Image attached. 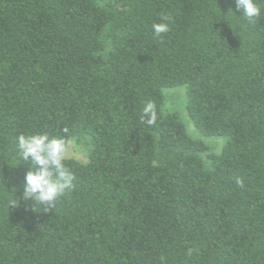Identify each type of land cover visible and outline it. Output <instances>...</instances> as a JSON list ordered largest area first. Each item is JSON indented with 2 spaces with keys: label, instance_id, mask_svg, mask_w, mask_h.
<instances>
[{
  "label": "trees",
  "instance_id": "1",
  "mask_svg": "<svg viewBox=\"0 0 264 264\" xmlns=\"http://www.w3.org/2000/svg\"><path fill=\"white\" fill-rule=\"evenodd\" d=\"M260 6L250 23L235 0H0V264H264ZM178 87L225 140L207 163L163 111ZM37 133L88 147L48 213L18 198L16 138Z\"/></svg>",
  "mask_w": 264,
  "mask_h": 264
},
{
  "label": "clouds",
  "instance_id": "2",
  "mask_svg": "<svg viewBox=\"0 0 264 264\" xmlns=\"http://www.w3.org/2000/svg\"><path fill=\"white\" fill-rule=\"evenodd\" d=\"M235 4L240 16L253 23L262 14L260 5L264 4V0H235ZM229 11L232 12L231 9ZM167 19L164 17L165 21ZM152 30L159 37L169 31V25L166 22L154 23ZM156 120L155 106L147 102L142 109L140 122L151 126ZM16 141L18 156L28 162L26 165L29 168L24 176L22 197L18 198L21 202H31L32 209L38 205L42 212L48 213L55 208L61 197L74 188L75 176L64 163L66 141L63 138H50L47 133L21 134ZM236 183L243 187L240 179ZM9 203L10 206L21 204L17 205L15 201Z\"/></svg>",
  "mask_w": 264,
  "mask_h": 264
},
{
  "label": "rangeland",
  "instance_id": "3",
  "mask_svg": "<svg viewBox=\"0 0 264 264\" xmlns=\"http://www.w3.org/2000/svg\"><path fill=\"white\" fill-rule=\"evenodd\" d=\"M163 111L165 113L176 114L183 123L187 134L194 140L201 141L206 151L201 154L202 159L207 163L208 156L218 155L225 143L223 138H204L194 128L185 109V89L183 87L163 90ZM88 147L82 143L68 141L66 143V152L64 159L75 160L79 163L86 164L88 162Z\"/></svg>",
  "mask_w": 264,
  "mask_h": 264
}]
</instances>
